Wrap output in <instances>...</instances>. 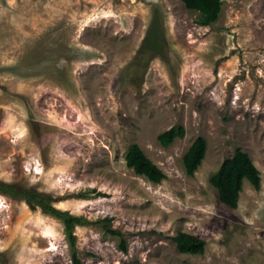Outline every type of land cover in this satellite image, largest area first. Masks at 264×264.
Masks as SVG:
<instances>
[{"label":"rangeland","instance_id":"obj_1","mask_svg":"<svg viewBox=\"0 0 264 264\" xmlns=\"http://www.w3.org/2000/svg\"><path fill=\"white\" fill-rule=\"evenodd\" d=\"M199 17L181 0H0V181L90 222L74 233L82 264H264V0ZM133 144L162 183L127 167ZM236 148L261 186L245 181L232 209L210 178ZM179 233L204 254L181 253ZM0 264H74L63 222L0 193Z\"/></svg>","mask_w":264,"mask_h":264},{"label":"trees","instance_id":"obj_2","mask_svg":"<svg viewBox=\"0 0 264 264\" xmlns=\"http://www.w3.org/2000/svg\"><path fill=\"white\" fill-rule=\"evenodd\" d=\"M186 9L200 14L196 21L201 27L213 26L222 13L223 0H181ZM185 136L183 126H176L160 134L158 141L164 148L169 147L175 140ZM207 151V141L204 137H199L183 157L184 170L187 176L193 177L201 166ZM126 165L138 176H143L153 184H160L166 178V174L154 164L138 145L129 147L125 156ZM248 181L255 190L261 186V173L252 161L251 156L241 148H236L234 154L227 158L210 178V184L216 189L221 203L229 208L236 209L239 204L240 194L243 190L244 182ZM0 193L27 201L33 207H40L44 213L50 214L61 220L65 226V232L70 244L74 264H82L78 258L76 247L75 229L78 226L89 225L90 222L83 217L74 216L67 211H62L54 207L52 198L44 193L33 189H23L16 185L6 184L0 181ZM116 235L118 232L111 231ZM178 250L184 254L203 255L205 252V241L196 236L179 233L173 238ZM122 250H126L123 240L120 245Z\"/></svg>","mask_w":264,"mask_h":264}]
</instances>
